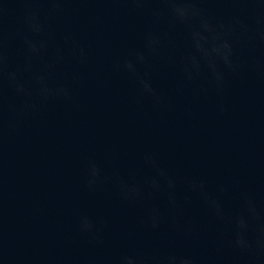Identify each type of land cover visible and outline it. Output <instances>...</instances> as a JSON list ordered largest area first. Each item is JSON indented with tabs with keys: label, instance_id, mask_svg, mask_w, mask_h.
Returning a JSON list of instances; mask_svg holds the SVG:
<instances>
[{
	"label": "clouds",
	"instance_id": "clouds-1",
	"mask_svg": "<svg viewBox=\"0 0 264 264\" xmlns=\"http://www.w3.org/2000/svg\"><path fill=\"white\" fill-rule=\"evenodd\" d=\"M181 14H183V11L182 10H181ZM126 67H128L129 69H131L132 68V65L131 64H127ZM144 87H145V89L147 91H151V88L147 84H144ZM240 225L243 226V222L242 221L240 222ZM237 242L238 243H241V244L243 243L242 241H239V240Z\"/></svg>",
	"mask_w": 264,
	"mask_h": 264
}]
</instances>
